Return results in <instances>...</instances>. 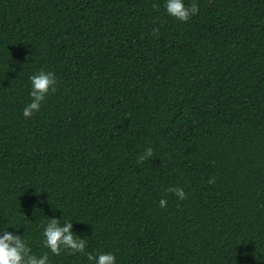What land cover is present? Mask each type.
Returning a JSON list of instances; mask_svg holds the SVG:
<instances>
[{
	"label": "trees",
	"instance_id": "obj_1",
	"mask_svg": "<svg viewBox=\"0 0 264 264\" xmlns=\"http://www.w3.org/2000/svg\"><path fill=\"white\" fill-rule=\"evenodd\" d=\"M0 264H264V0H0Z\"/></svg>",
	"mask_w": 264,
	"mask_h": 264
}]
</instances>
